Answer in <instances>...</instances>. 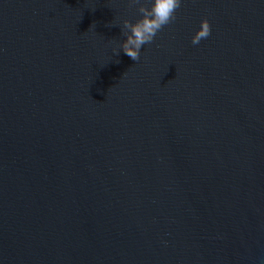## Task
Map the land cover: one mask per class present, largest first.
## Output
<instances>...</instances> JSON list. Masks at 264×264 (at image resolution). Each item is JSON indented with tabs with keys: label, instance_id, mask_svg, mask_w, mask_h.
<instances>
[{
	"label": "water",
	"instance_id": "95a60500",
	"mask_svg": "<svg viewBox=\"0 0 264 264\" xmlns=\"http://www.w3.org/2000/svg\"><path fill=\"white\" fill-rule=\"evenodd\" d=\"M176 16L0 0V264H264V0Z\"/></svg>",
	"mask_w": 264,
	"mask_h": 264
},
{
	"label": "clouds",
	"instance_id": "9594fccd",
	"mask_svg": "<svg viewBox=\"0 0 264 264\" xmlns=\"http://www.w3.org/2000/svg\"><path fill=\"white\" fill-rule=\"evenodd\" d=\"M127 3L130 8H136L140 18L134 23L123 19L120 25L111 23L108 27L119 26L124 37L119 51L114 52V55L118 56L122 51L137 62L140 60L142 47L152 44L159 32L176 21V13L181 7L182 0H127ZM210 35V24L207 19H203L199 30L192 36L191 43L198 45Z\"/></svg>",
	"mask_w": 264,
	"mask_h": 264
}]
</instances>
